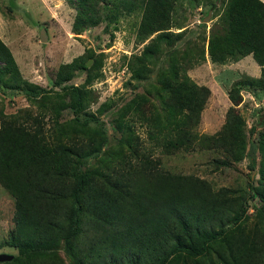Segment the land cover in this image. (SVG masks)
<instances>
[{"label":"trees","instance_id":"trees-1","mask_svg":"<svg viewBox=\"0 0 264 264\" xmlns=\"http://www.w3.org/2000/svg\"><path fill=\"white\" fill-rule=\"evenodd\" d=\"M88 1L80 0L75 30L86 23H97ZM174 3L175 0H121L123 8L142 9L138 26L141 38L156 33L129 62L133 77L152 78L159 83L156 91L161 107L147 119L149 136L165 153L220 147L229 157L239 160L245 152L246 139L241 117L233 107L227 110L225 122L215 135L193 132L209 90L191 80L186 71L204 59L205 49L204 44L189 39L183 48L178 47L182 31L169 30ZM212 5L216 6V0ZM218 11L207 40L211 60L224 63L251 54L262 68L261 75L242 73L239 81L264 85V2L225 0ZM164 44L169 48L163 49ZM79 62L75 58L70 64H62L53 84H62L67 77L61 71L69 65L78 67ZM80 65L88 70L98 68L95 60L90 67L86 60ZM0 83L21 89L30 100L51 92L20 77L12 53L1 41ZM236 86L234 82L228 93L234 102ZM62 90L70 97L66 106H72L76 113L71 121L57 123L66 135L83 130L94 118L79 112L90 102H97L98 95L76 85H63ZM137 102L134 96L124 108L133 109ZM4 118L0 113V186L14 198L13 228L5 244L16 247L18 254L0 264H64L56 256L61 249L69 256L70 264H173L181 254L193 256L195 264H201L198 261L211 253L217 260L204 264H264V243L244 235L231 237L232 232L225 229L228 222L239 223L246 212L230 196V189L215 191L205 179L174 174L137 157H129L122 165L125 158L118 157V164L89 192L93 181L89 160L106 142L101 129L92 131L93 146L82 141L76 147L66 143L51 145L40 131L12 125ZM262 123L257 117L250 137ZM254 142L261 167L260 182L252 187V196L261 201L256 209L264 226V129L258 130ZM254 158L250 156L251 169L256 165ZM214 162L224 163L220 159Z\"/></svg>","mask_w":264,"mask_h":264},{"label":"rangeland","instance_id":"rangeland-1","mask_svg":"<svg viewBox=\"0 0 264 264\" xmlns=\"http://www.w3.org/2000/svg\"><path fill=\"white\" fill-rule=\"evenodd\" d=\"M222 2L225 0H216V6H213L212 0H175L169 30L174 33L182 31L181 39L177 40L179 48H183L188 39L204 44V59L186 71L191 80L209 90L193 132L215 135L225 122L227 110L233 107L241 117L246 139L245 152L239 160L229 157L220 147L165 153L149 136L147 119L161 107L156 91L159 83L152 78L133 77L129 62L133 55L141 53L156 33L141 38L138 26L142 9L123 8L121 0H89L87 5L98 18L97 23L83 24L78 30L73 28V24L80 0H0V41L12 53L20 77L51 90L45 96H38L37 100H30L21 89L0 83V113L12 125L40 131L51 145L66 143L76 147L82 141L93 146L95 137L92 131L101 129L106 142L98 155L89 160L91 181H94V185L93 181L89 185V192L97 180H102L112 166L118 164V157L125 158L122 165L129 157H137L145 159L150 166L161 167L174 174H192L205 179L215 191L228 188L233 191L230 196L240 207H245L246 212L239 223L228 222L225 229L229 234L232 232L231 237L244 235L263 244L264 226L256 209L261 201L252 196V187L260 182V154L254 141L258 130L264 129V114H261L264 85L254 86L239 81L242 73L260 77L262 68L251 54L236 60L228 59L224 63L211 60L207 51L209 28L217 20L218 7ZM42 28L46 29V41L40 39ZM163 47L169 48L165 44ZM89 55L91 57L87 59ZM75 58L80 59L78 67L74 64L64 68L61 73L67 78L62 84L54 85L62 64H70ZM85 60L86 64L89 62L87 67L95 60L98 68L88 70L82 67L80 64ZM160 62L165 64L166 61L161 58ZM234 82H237L238 94L235 102L228 97ZM63 85H76L98 95L97 102H90L79 112V115L92 114L94 118L83 130L66 135L58 129L57 123L71 121L76 113L72 106H66L70 97L67 91L62 90ZM89 96L91 98V94ZM134 96L138 101L134 108L125 109L126 103ZM257 117L263 123L258 124L250 137V129ZM250 156L255 157L254 169L248 167ZM214 159L224 163H216ZM117 173L120 174L119 171ZM13 213L14 198L0 186V253L16 256L17 248L5 244L13 228ZM56 254L64 264H70V258L63 249ZM202 258L198 261L201 264L217 260L215 253ZM194 259L181 254L173 264H195Z\"/></svg>","mask_w":264,"mask_h":264},{"label":"water","instance_id":"water-1","mask_svg":"<svg viewBox=\"0 0 264 264\" xmlns=\"http://www.w3.org/2000/svg\"><path fill=\"white\" fill-rule=\"evenodd\" d=\"M207 19V18H206ZM205 19V20H206ZM45 28H42L41 29V31H40V39L42 40V41H46L47 40V35H46V32H45ZM87 66L89 65V62H87V64H86ZM12 255H10V254H6V253H0V260L1 261H9V260H11L12 259Z\"/></svg>","mask_w":264,"mask_h":264},{"label":"crops","instance_id":"crops-1","mask_svg":"<svg viewBox=\"0 0 264 264\" xmlns=\"http://www.w3.org/2000/svg\"><path fill=\"white\" fill-rule=\"evenodd\" d=\"M264 2V1H263Z\"/></svg>","mask_w":264,"mask_h":264}]
</instances>
